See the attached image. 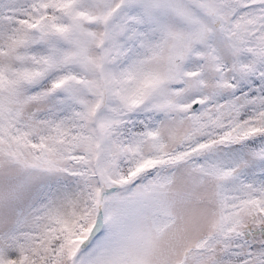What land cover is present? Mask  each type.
Here are the masks:
<instances>
[{
    "label": "snow or ice",
    "instance_id": "1",
    "mask_svg": "<svg viewBox=\"0 0 264 264\" xmlns=\"http://www.w3.org/2000/svg\"><path fill=\"white\" fill-rule=\"evenodd\" d=\"M0 264H264V0H0Z\"/></svg>",
    "mask_w": 264,
    "mask_h": 264
}]
</instances>
